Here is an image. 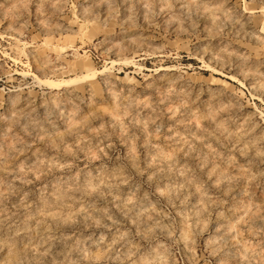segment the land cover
I'll return each instance as SVG.
<instances>
[{
  "label": "rangeland",
  "instance_id": "1",
  "mask_svg": "<svg viewBox=\"0 0 264 264\" xmlns=\"http://www.w3.org/2000/svg\"><path fill=\"white\" fill-rule=\"evenodd\" d=\"M0 264H264V0H0Z\"/></svg>",
  "mask_w": 264,
  "mask_h": 264
}]
</instances>
